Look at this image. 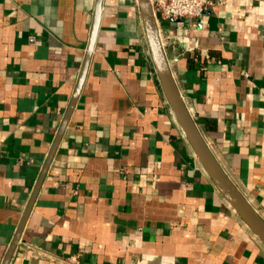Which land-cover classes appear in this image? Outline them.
Wrapping results in <instances>:
<instances>
[{"label": "crops", "instance_id": "crops-1", "mask_svg": "<svg viewBox=\"0 0 264 264\" xmlns=\"http://www.w3.org/2000/svg\"><path fill=\"white\" fill-rule=\"evenodd\" d=\"M0 0V264H264L165 97L138 0ZM185 103L264 219V0L161 19Z\"/></svg>", "mask_w": 264, "mask_h": 264}, {"label": "water", "instance_id": "water-1", "mask_svg": "<svg viewBox=\"0 0 264 264\" xmlns=\"http://www.w3.org/2000/svg\"><path fill=\"white\" fill-rule=\"evenodd\" d=\"M138 2L140 5L141 18L143 21L152 61L154 63L156 72L161 82L165 97L172 107L178 124L182 128L199 162L213 181L221 196L233 207V209L235 210L237 215L243 220V222L246 223L247 226L253 231V233L257 237H259V239L264 243L263 217L259 214V212L249 202V200L239 190L233 180L223 169L218 159L210 149L202 132L200 131L198 121L194 119L185 103V100L173 76L166 55L165 47L160 36L159 22L155 15L151 0H138ZM101 8L102 0H97L93 29L86 53V58L77 84V88L71 101L70 107L67 111V114L65 115V118L59 130L57 139L51 150L47 166L50 164L55 154L58 144L64 134L66 126L68 125L70 117L81 94V90L83 88L87 76L93 50L97 40V34L101 18ZM32 204L33 201L31 202L29 208L25 213L23 221L21 222V225L19 227L18 233L8 250L7 256L3 264H9L12 259L13 253L21 237V233L24 228Z\"/></svg>", "mask_w": 264, "mask_h": 264}, {"label": "built area", "instance_id": "built-area-1", "mask_svg": "<svg viewBox=\"0 0 264 264\" xmlns=\"http://www.w3.org/2000/svg\"><path fill=\"white\" fill-rule=\"evenodd\" d=\"M158 22L161 19H186L191 22L202 17L220 0H151ZM69 264H81L79 256L67 259Z\"/></svg>", "mask_w": 264, "mask_h": 264}]
</instances>
